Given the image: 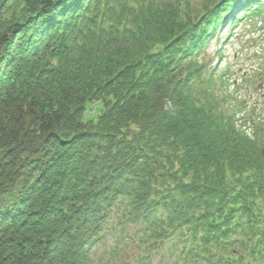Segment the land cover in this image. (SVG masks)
Returning a JSON list of instances; mask_svg holds the SVG:
<instances>
[{
  "label": "trees",
  "instance_id": "trees-1",
  "mask_svg": "<svg viewBox=\"0 0 264 264\" xmlns=\"http://www.w3.org/2000/svg\"><path fill=\"white\" fill-rule=\"evenodd\" d=\"M262 14L0 0V264H264V103L205 55Z\"/></svg>",
  "mask_w": 264,
  "mask_h": 264
},
{
  "label": "rangeland",
  "instance_id": "rangeland-1",
  "mask_svg": "<svg viewBox=\"0 0 264 264\" xmlns=\"http://www.w3.org/2000/svg\"><path fill=\"white\" fill-rule=\"evenodd\" d=\"M201 1V0H196ZM253 22L242 21L238 26L231 32L227 30V27H223L216 32L221 38L218 39L217 36L210 38L209 44L205 50V55L208 63L211 65H215L217 67H230V71L233 73L231 75L232 79L235 80V86L229 85L224 91L232 90L238 96H242L247 101H255L259 99L263 103L264 99V81L260 82V84L252 86V78L249 75H252L256 72L257 69H262L263 61L260 59L248 58L246 55V51L250 52V54L254 55L255 52H260L261 46H264V37L252 46L249 45L251 43V36L259 35L260 32L258 28H254ZM250 28V29H249ZM233 34L230 42L225 44V40L229 37L230 34ZM262 35H260L261 38ZM256 37V36H255ZM223 54L224 59L219 62L218 56L219 54ZM218 85V83L216 84ZM236 89V90H233ZM101 106L100 103H88L87 111L84 119H95L97 117V113L100 112ZM105 245V244H104ZM136 258L132 253L126 254V256H122L118 260H111L109 262L104 261L105 264H137ZM103 263V264H104Z\"/></svg>",
  "mask_w": 264,
  "mask_h": 264
}]
</instances>
